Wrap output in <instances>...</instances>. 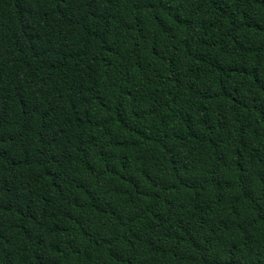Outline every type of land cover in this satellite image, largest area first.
I'll return each mask as SVG.
<instances>
[{"label": "trees", "instance_id": "obj_1", "mask_svg": "<svg viewBox=\"0 0 264 264\" xmlns=\"http://www.w3.org/2000/svg\"><path fill=\"white\" fill-rule=\"evenodd\" d=\"M0 264H264V0H0Z\"/></svg>", "mask_w": 264, "mask_h": 264}]
</instances>
